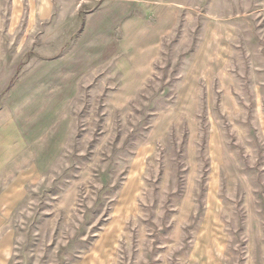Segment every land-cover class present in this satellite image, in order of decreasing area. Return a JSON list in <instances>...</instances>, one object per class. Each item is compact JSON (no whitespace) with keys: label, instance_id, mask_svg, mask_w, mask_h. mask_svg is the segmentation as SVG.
<instances>
[{"label":"rangeland","instance_id":"obj_1","mask_svg":"<svg viewBox=\"0 0 264 264\" xmlns=\"http://www.w3.org/2000/svg\"><path fill=\"white\" fill-rule=\"evenodd\" d=\"M0 264H264V0H0Z\"/></svg>","mask_w":264,"mask_h":264}]
</instances>
